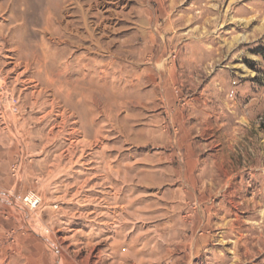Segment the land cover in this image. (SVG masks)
Returning <instances> with one entry per match:
<instances>
[{
	"label": "rangeland",
	"instance_id": "rangeland-1",
	"mask_svg": "<svg viewBox=\"0 0 264 264\" xmlns=\"http://www.w3.org/2000/svg\"><path fill=\"white\" fill-rule=\"evenodd\" d=\"M0 145V264H264V0H0Z\"/></svg>",
	"mask_w": 264,
	"mask_h": 264
},
{
	"label": "bare ground",
	"instance_id": "bare-ground-1",
	"mask_svg": "<svg viewBox=\"0 0 264 264\" xmlns=\"http://www.w3.org/2000/svg\"><path fill=\"white\" fill-rule=\"evenodd\" d=\"M9 2V1H8ZM57 20V17H56ZM144 24V23H143ZM50 23H48L46 25V27H50ZM69 25L66 24L62 29L64 28H68ZM143 27V26H142ZM16 28V27H15ZM45 28V27H44ZM24 29V28H23ZM86 29V28H85ZM93 33V32H92ZM91 33L90 30H88L87 32V37H91L93 34ZM56 35L55 31L52 32L51 36L52 38L53 36ZM146 34V33H145ZM13 35V34H12ZM78 35V34H77ZM73 38V37H72ZM51 39V38H50ZM94 39V38H93ZM93 41V40H92ZM98 41V40H97ZM53 42V41H52ZM63 43H65V45L63 46H52L53 51H51V46H49L48 44H46L45 40H43V38L41 37L40 41H39V48L41 51V54L36 56L39 58V60L41 61V66L43 68L46 69L47 73V79H48V83L56 81L58 83V91L61 93H70V91H75L77 90L76 88L78 87V81L79 78H77L75 76V74L73 75L71 72L69 71V67L71 65H74L75 63H77L80 60V56L79 55H75V57H72L70 59L65 58V53L68 51L67 50V46L71 43H74L73 39H67L65 41H62ZM108 43V42H107ZM129 44V43H128ZM2 46V45H1ZM101 47V46H100ZM87 48V47H86ZM99 49V47H98ZM35 50V49H34ZM101 50H103L101 48ZM60 52V54H62L63 56H57L56 52ZM32 52V51H31ZM49 54H55L56 56H53L52 58H49ZM81 54V53H80ZM37 55V54H36ZM113 55V54H112ZM115 55V54H114ZM107 56V55H106ZM34 57V56H33ZM88 57V56H87ZM35 59V58H34ZM83 59V58H82ZM91 60V59H90ZM37 61V60H36ZM108 61V60H107ZM29 62V61H28ZM111 62V61H110ZM13 63V62H12ZM25 63V62H24ZM39 63V62H38ZM80 63V62H79ZM17 64V63H16ZM141 64V63H140ZM18 65V64H17ZM26 65V64H25ZM94 66V65H93ZM103 66V65H102ZM155 68V67H154ZM27 69V68H26ZM152 69V68H151ZM93 70V69H92ZM154 70V69H153ZM157 71V70H156ZM154 74V73H153ZM154 76V75H153ZM19 77V76H18ZM155 77V76H154ZM95 78V77H94ZM153 80V79H152ZM83 82V80H82ZM90 82V81H89ZM117 82V81H116ZM55 85V83H54ZM124 87H126L124 85ZM14 89V88H13ZM93 96V95H92ZM91 96V97H92ZM94 97V96H93Z\"/></svg>",
	"mask_w": 264,
	"mask_h": 264
},
{
	"label": "crops",
	"instance_id": "crops-1",
	"mask_svg": "<svg viewBox=\"0 0 264 264\" xmlns=\"http://www.w3.org/2000/svg\"><path fill=\"white\" fill-rule=\"evenodd\" d=\"M10 155L11 150L9 148L3 149V147L0 145V165L2 164V169L0 170V232L4 228L11 227L12 221L16 220L17 215L16 211L12 207L11 200L6 198L7 196H11L12 193L10 187L12 185L13 179L8 174ZM195 177L194 171H189L188 175L182 176V178L189 179H194Z\"/></svg>",
	"mask_w": 264,
	"mask_h": 264
},
{
	"label": "built area",
	"instance_id": "built-area-1",
	"mask_svg": "<svg viewBox=\"0 0 264 264\" xmlns=\"http://www.w3.org/2000/svg\"><path fill=\"white\" fill-rule=\"evenodd\" d=\"M21 202L24 208L34 210L41 205L42 199L38 194L28 192L25 196L21 198Z\"/></svg>",
	"mask_w": 264,
	"mask_h": 264
}]
</instances>
